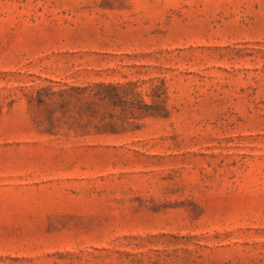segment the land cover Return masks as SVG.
<instances>
[{"label":"rangeland","instance_id":"rangeland-1","mask_svg":"<svg viewBox=\"0 0 264 264\" xmlns=\"http://www.w3.org/2000/svg\"><path fill=\"white\" fill-rule=\"evenodd\" d=\"M0 264H264V0H0Z\"/></svg>","mask_w":264,"mask_h":264}]
</instances>
